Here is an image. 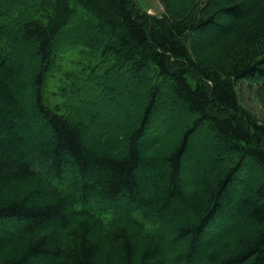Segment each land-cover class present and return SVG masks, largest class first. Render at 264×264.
<instances>
[{
	"label": "trees",
	"instance_id": "obj_1",
	"mask_svg": "<svg viewBox=\"0 0 264 264\" xmlns=\"http://www.w3.org/2000/svg\"><path fill=\"white\" fill-rule=\"evenodd\" d=\"M160 1L162 17L137 0H0V264H264V120L237 93L242 79L257 85L264 112V0ZM30 59L23 110L13 87ZM145 71L151 85L132 99L149 108L111 128L108 106L132 103L113 95L115 83ZM160 85L191 114L172 145L163 120L145 136ZM19 119L45 127L47 141L26 142ZM203 125L220 141L210 179L193 176L198 157L182 165ZM140 165L163 173L139 178ZM178 207L187 215L174 224Z\"/></svg>",
	"mask_w": 264,
	"mask_h": 264
},
{
	"label": "rangeland",
	"instance_id": "obj_2",
	"mask_svg": "<svg viewBox=\"0 0 264 264\" xmlns=\"http://www.w3.org/2000/svg\"><path fill=\"white\" fill-rule=\"evenodd\" d=\"M175 1L174 3H179V6L183 4L184 0H173ZM176 4V5H177ZM137 6H139L140 8H142L143 11H146V13H148L149 15H154V16H159L162 17L165 13V8L163 3L160 0H137ZM102 8H104L103 5H101ZM225 23V22H224ZM210 27H208L206 29V31L201 33V36L206 38V39H211L210 35H209V31H210ZM206 36V37H205ZM103 42H106L107 40H109V37H101ZM64 42L62 41V39L58 40L55 44L51 45V49L55 52L59 51V49H61L60 47L63 46ZM55 45V46H54ZM192 52V49H190ZM25 53L27 54H32V50L29 48L25 49ZM192 54H194V52H192ZM30 58V57H29ZM32 59V58H31ZM30 60H26L24 63L21 64V66L17 67L18 75L17 78L15 80V86L13 87L15 94H19V99L21 101L20 105L21 108H23V110H27L25 109L26 106L32 105L33 101L30 99L29 96V91L27 86V82L29 80V63L31 62ZM28 64V65H27ZM119 73V72H118ZM17 74V73H16ZM121 74V72H120ZM111 78H113V76H111ZM149 79V74L145 71V73L142 74L141 79L136 81L133 79H131V76L129 77L128 74H125L122 72V74L120 75V79L119 81H117L114 85V87L116 88V91L114 92V96L119 99L121 102L122 101H127V99H131L132 103L130 107H127L126 104L124 103V106H122L121 104H115L113 106H108L111 107L110 109H117L115 111V113H117L114 117L113 122L110 125H114L111 128H115L117 129L118 127H124L126 125V123H131L133 121H136L138 119V116L141 112H145L147 111L146 109H148L149 107L144 105V100L142 103H140L139 105V99L136 101L134 98L132 99V96L135 95V97L137 95H139V93H143V91L147 90V87L151 85V81L150 83L147 81ZM19 81V82H18ZM95 83V82H93ZM101 83V82H99ZM22 85L26 88H22ZM107 89V88H105ZM158 89L160 90V94L158 95V98L156 97L154 100V105L153 107L155 108V111L153 112L152 115H150V119H149V123H148V127L149 129L146 130V134L145 136H148L150 133V130L152 129L153 125H158L161 124L160 121L163 120V124L165 122V124L167 126L164 125L163 128H167V130H169L168 132H172L173 135V139L169 140V143L175 144V140L180 139L181 134L183 132H185L186 134H188L189 132V128L192 129L191 126L188 127V129H183L184 128V124L187 123L186 121L189 120L190 117V112L187 109V106L184 105L183 103L179 102L176 100L175 97H173L172 95H170L169 93V88L164 86V85H160L158 87ZM239 92L242 94V100L244 102V106L249 108L250 110H252L254 112V114L256 116H258L260 119L264 120V112L262 110V107L259 105V101H257L256 99V95L255 92L251 89V87L246 84V83H242L241 86H239ZM142 91V92H141ZM131 97V98H130ZM127 98V99H126ZM103 102H107L105 97H102L100 99V104ZM110 104L108 105H112L111 102H109ZM147 103L150 104V102L148 101ZM123 108L125 109V115L120 114L119 110H123ZM105 109V108H103ZM119 112V113H118ZM113 113V112H112ZM150 113V112H149ZM114 114V113H113ZM129 118V119H128ZM19 121V123L21 124V122L25 123V130L26 132L30 133L29 135L25 136L26 142L28 143H32L33 145H36L38 143H40L41 141L46 142L47 141V135H46V131H44L43 128L41 133H37L39 131V124L38 122H33V120L27 119V120H17V122ZM21 121V122H20ZM184 124L182 125L181 123ZM161 124V125H163ZM180 124V126H179ZM21 127V126H20ZM184 133V135H186ZM94 131L89 132L88 134H86V139H84L86 144H89L91 146V144L89 143V136L93 137ZM170 134V133H169ZM214 133L211 132L208 127L206 125H203L202 127L197 128L196 130L192 131V133L190 134L187 142H188V146L185 147V154L184 155V160L185 162L182 163V165L186 166L188 164V161L191 159V156L194 155L196 157L199 158V160L202 162V164L204 165H200V169L196 168L192 165L191 166V172L193 173V176L195 178H197L198 176H200V173L204 176H209V179L213 177V172H215L217 170V168L220 166L219 162L220 161H215L216 159V153H220V151L217 150V145L216 142L219 143V140H215V145H211L212 142L211 137H213ZM187 136V135H186ZM28 137V138H27ZM124 135H117L115 136L116 142L114 144L115 147H117L116 145H120L123 143L124 141ZM148 138V137H147ZM177 143V141H176ZM31 144V145H32ZM147 144L143 145V147L141 146V150L146 153V157H150L148 152L151 154L152 151H148V148L146 147ZM221 146V145H218ZM33 149H35V146H31ZM123 149L126 151L127 147L125 146V148L123 147ZM36 151V150H34ZM148 151V152H147ZM25 153V152H24ZM35 153V152H34ZM25 158L28 161H32L33 163H37V160H33L32 159V155H30V153H25ZM214 158V159H213ZM195 171V172H194ZM166 171L164 170V173ZM38 176L43 179V174L41 172V170H38ZM160 174L163 173V171H153L151 168L140 165L138 170H137V176L139 178H147L149 176H153L155 174ZM195 173V174H194ZM203 176V177H204ZM159 182L155 181V184L157 185ZM161 184V183H160ZM158 184V185H160ZM152 187V186H151ZM150 187V188H151ZM155 190V189H154ZM153 191V190H151ZM149 189V193L152 194V192ZM154 192V191H153ZM154 194V193H153ZM255 194V193H254ZM186 195H188L186 193ZM190 195V194H189ZM257 195V194H255ZM255 195L254 199H255ZM235 196V197H234ZM239 194L236 192L232 193V198L229 199V202H226L227 198H222V200L225 203H228L227 205L230 204V202L233 201V198L238 199ZM251 198H253L251 196ZM257 198V197H256ZM169 216L171 218V220L173 221L174 224L178 223L179 220H181L182 218H186L185 215H187V212L184 213V216L181 215L180 209L178 207V209L175 208H170L169 210ZM180 212V213H179ZM183 216V217H182ZM181 218V219H180ZM237 224V227H243L246 226L244 222L240 221V220H235ZM231 223V222H229ZM232 224V223H231ZM233 226V225H232ZM236 227V226H234ZM2 226L0 225V231L2 230ZM211 228L207 229L206 234L204 233L202 235L201 239H205L204 237L207 235V233L209 234ZM203 240L202 242L200 241L198 243V250L202 251V250H208L207 247L204 248V244H203ZM185 243H180L177 245L180 247V245H184ZM177 246V247H178ZM199 253V252H198ZM198 257V256H197ZM196 260V259H195ZM196 261H194L195 263Z\"/></svg>",
	"mask_w": 264,
	"mask_h": 264
},
{
	"label": "bare ground",
	"instance_id": "obj_3",
	"mask_svg": "<svg viewBox=\"0 0 264 264\" xmlns=\"http://www.w3.org/2000/svg\"><path fill=\"white\" fill-rule=\"evenodd\" d=\"M208 0H203V2H207ZM244 84V83H246V84H248L250 87H251V89L253 90V91H256V89L258 88V86L257 85H254V86H252L251 84H250V81H248L247 79H242L241 80V82L237 85V87H239V86H241V84ZM238 98H239V100L241 101L242 100V94L239 92V90H238ZM256 99H257V101H259V99L256 97ZM242 102H243V100H242ZM244 104V102L242 103V105ZM259 105H260V102H259ZM261 106V105H260ZM245 107V106H244ZM262 107V106H261ZM245 108H247V107H245ZM246 110H248L249 111V113H251V114H254V112L252 111V110H250L249 108H247ZM159 125V124H158ZM157 125V126H158Z\"/></svg>",
	"mask_w": 264,
	"mask_h": 264
}]
</instances>
